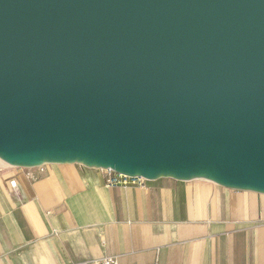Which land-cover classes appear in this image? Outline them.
<instances>
[{
	"label": "water",
	"instance_id": "1",
	"mask_svg": "<svg viewBox=\"0 0 264 264\" xmlns=\"http://www.w3.org/2000/svg\"><path fill=\"white\" fill-rule=\"evenodd\" d=\"M0 161L264 195V0H0Z\"/></svg>",
	"mask_w": 264,
	"mask_h": 264
},
{
	"label": "crops",
	"instance_id": "2",
	"mask_svg": "<svg viewBox=\"0 0 264 264\" xmlns=\"http://www.w3.org/2000/svg\"><path fill=\"white\" fill-rule=\"evenodd\" d=\"M104 180L77 164L0 161V264H264V195L198 180L160 178L144 190Z\"/></svg>",
	"mask_w": 264,
	"mask_h": 264
},
{
	"label": "built area",
	"instance_id": "3",
	"mask_svg": "<svg viewBox=\"0 0 264 264\" xmlns=\"http://www.w3.org/2000/svg\"><path fill=\"white\" fill-rule=\"evenodd\" d=\"M42 167H39L41 170ZM104 173V186L107 188L118 187L122 189L136 188L144 190L149 182L147 179L139 176H129L124 174H118L110 169L103 170ZM11 187L15 188V183H10ZM71 264H119L116 257L102 256L97 259L81 261Z\"/></svg>",
	"mask_w": 264,
	"mask_h": 264
}]
</instances>
